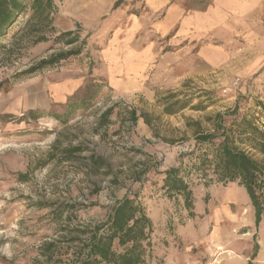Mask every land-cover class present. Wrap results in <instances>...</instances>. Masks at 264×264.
Returning a JSON list of instances; mask_svg holds the SVG:
<instances>
[{
    "label": "rangeland",
    "instance_id": "obj_1",
    "mask_svg": "<svg viewBox=\"0 0 264 264\" xmlns=\"http://www.w3.org/2000/svg\"><path fill=\"white\" fill-rule=\"evenodd\" d=\"M116 1L54 0L53 27L86 37L92 75L89 58L82 56L17 79L54 52L50 43L17 49L7 59L0 52V264H70L88 241V231L104 223L125 195L135 199L152 224L150 246L143 243V264H264V212L256 226L244 188L215 183L210 168L199 167L198 158H210L212 148L195 139L197 133L221 134L218 114L233 135L241 117L261 126L264 59L243 45H226L227 51L235 50L211 73L193 77L178 68L171 73L162 56L174 49L164 39L151 36L148 43L138 32L132 42L134 21L145 15L146 0H124L112 10ZM155 18L161 20L162 12ZM11 41L9 36L2 43ZM141 47L142 54L133 59L131 53ZM149 47L153 58L146 57ZM86 85L87 97L95 93L91 108L76 111L65 125L50 117L63 115ZM169 96L187 107L165 114V105L174 101L166 102ZM110 107L109 124L99 127V116ZM130 110L138 117L134 126ZM30 111L43 116L35 119ZM71 148L82 151L65 160ZM51 152L54 160H49ZM90 155L104 158L111 172H91ZM176 167L191 190L192 218L183 198L168 196L163 184L160 173ZM45 243L54 245L51 252L42 248Z\"/></svg>",
    "mask_w": 264,
    "mask_h": 264
},
{
    "label": "trees",
    "instance_id": "obj_2",
    "mask_svg": "<svg viewBox=\"0 0 264 264\" xmlns=\"http://www.w3.org/2000/svg\"><path fill=\"white\" fill-rule=\"evenodd\" d=\"M123 2L124 0H117L112 10H116ZM56 9L54 0H0V52L3 57L7 59L17 49H27L44 43H50L49 50L54 51L48 57L38 60L28 69L18 73L17 79L53 70L70 60H79L82 56L89 58V75H92L94 64L89 57L86 37L82 38L78 31L57 32L53 27ZM23 18V24L19 28L18 24ZM9 36L12 41L4 45L2 41ZM84 52L86 55H83ZM1 86L0 83V91ZM89 90L90 88L86 85L82 91L83 96L81 95L75 102H69L63 115L50 117L65 125L76 111L91 108L95 93H92L89 98L87 97ZM175 98L169 96L165 99L166 102L174 100L173 103L165 105L163 109L165 114L175 115L187 107L186 103H181ZM176 105H179L178 108H175ZM258 106L263 107L260 103ZM236 110L237 106L234 112ZM112 111L110 107L101 113L98 119L99 127L109 124ZM29 114L35 119L43 116L42 114L34 115L32 111ZM128 118L132 126L138 120L134 110L128 112ZM216 119L218 128L221 130L219 139L211 133L195 135L196 142L200 146L212 148L210 158L207 155H201L198 158V165L200 168H210L215 183L222 186L237 184L244 188L254 210L255 225L258 226L264 212V121L261 122V126H258L255 124V119L241 117L235 123L236 134L233 135L231 131L227 133L222 127L221 114L216 115ZM215 140L218 141L215 142ZM81 151L78 148L68 149L66 151L68 157L65 160H69L73 154ZM253 154L259 159H256ZM55 158L56 154L51 152L49 160ZM87 161L91 172L97 173L101 169L111 172L110 164L102 157L90 155ZM146 171L147 168L136 173L135 180L139 181ZM160 174L164 176L163 184L168 196H181L184 207L189 212V218L194 217L191 190L182 177L181 167L170 168ZM18 178L20 181H25L26 175L20 174ZM112 180L113 184H117L116 177ZM151 233L152 224L142 207L134 198L131 199L125 195L121 200L116 201L104 223L88 231V241L82 250L76 253L70 264H143L146 252L143 243L146 242V246H150ZM115 245L121 250L117 251L114 248ZM42 248L51 252L54 245L45 243ZM248 264L252 263L248 262Z\"/></svg>",
    "mask_w": 264,
    "mask_h": 264
},
{
    "label": "crops",
    "instance_id": "obj_3",
    "mask_svg": "<svg viewBox=\"0 0 264 264\" xmlns=\"http://www.w3.org/2000/svg\"><path fill=\"white\" fill-rule=\"evenodd\" d=\"M185 2L188 5L172 0H146L145 15L139 22L134 21L133 43L138 34L143 33L148 43H151V36H158L174 49L162 56L163 67L171 70L166 71L183 69V75L193 77L211 73L222 65L223 59L229 58V52L231 56V51L235 50L227 51L228 45H243L245 51L255 54V58L264 59V0ZM160 12L162 19L157 20L155 15ZM142 48L132 50L133 59L142 54ZM152 52L149 47L146 57L153 58ZM142 65L140 62L137 68ZM188 65L192 67L190 73Z\"/></svg>",
    "mask_w": 264,
    "mask_h": 264
},
{
    "label": "built area",
    "instance_id": "obj_4",
    "mask_svg": "<svg viewBox=\"0 0 264 264\" xmlns=\"http://www.w3.org/2000/svg\"><path fill=\"white\" fill-rule=\"evenodd\" d=\"M238 86H239V81H238V80H234V81L232 82V87L235 88V89H237ZM225 92H227V91H225Z\"/></svg>",
    "mask_w": 264,
    "mask_h": 264
}]
</instances>
